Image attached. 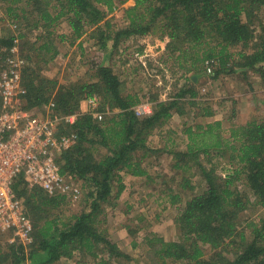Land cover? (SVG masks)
Listing matches in <instances>:
<instances>
[{
	"label": "trees",
	"instance_id": "obj_1",
	"mask_svg": "<svg viewBox=\"0 0 264 264\" xmlns=\"http://www.w3.org/2000/svg\"><path fill=\"white\" fill-rule=\"evenodd\" d=\"M5 1L9 3L6 14L15 23L24 22L28 16L35 14L32 27L48 29L65 18L74 41L89 28L98 35L104 48L107 41L112 40L113 47H116L123 38L144 36L158 27V31L170 39L166 46L168 49L181 53L183 45L190 46L196 50L197 64L206 60H214L215 66L218 63L219 69L215 74L233 56L231 49L239 47L237 56L243 61L241 68L258 69L261 77L264 76V24L258 22L264 0H134L133 6L125 8L127 26L109 34L108 28L104 29L107 12L127 0ZM103 7L107 8V12ZM51 8H54V13ZM22 37V34L18 36ZM16 40L15 36L0 39V47L5 49L7 58ZM55 54L53 52L50 58ZM4 63L0 64V70L6 68ZM20 71L27 109L42 110L51 100L50 92L53 91L55 115H76L72 125H63L59 130L60 134L75 133L77 137L75 145L61 154L58 163L61 174L75 175L88 189V202L83 212L63 221L53 211L67 202L65 197L50 196L39 187H29L19 176L12 189L22 201L31 221L32 242L23 246L16 242L8 243L6 236H1L0 264H56L63 258L69 259L74 252L97 258L95 264H110L108 258L129 260V256L108 238L106 230L100 226L101 204L111 197L115 183L116 195L124 189L120 172L148 177L136 153L153 152L147 146L148 136L153 130L166 126L174 113L183 115L181 105L185 102H180V99H185L188 94L191 100L187 103L194 105L196 102L192 98L196 93L192 87L182 89L172 100L157 101L149 116L138 118L132 107L138 104L140 98L136 94L123 95L119 78L107 66L95 68V82L90 80L58 87L48 80L35 82L23 67ZM192 71H199V66ZM92 96L101 98L98 109L103 113L101 120L79 111L80 103ZM107 103L118 112L105 115L101 108ZM211 127V124L203 128L197 126V130L203 129L201 132L207 134ZM184 132L189 145L184 152H173V157L177 159L174 169L181 168V159L193 157L198 160L199 154L220 151L218 138L211 143L204 140L196 143L194 137L201 132L192 128ZM229 138L238 143V147H231L236 153L230 157L236 163L235 167L221 184L217 183L212 170L198 164L205 189L187 199L176 216L177 241H165L154 234L145 238L150 264H264V212L258 221H250L244 229H240L239 215L250 202L233 186L235 180L244 181L255 199L254 204L264 209V121L232 128ZM95 145L106 150L99 159L92 155ZM185 186L186 182L182 188ZM189 189L193 190V187ZM172 192L170 204L176 205L181 198L178 194L172 195ZM205 248L212 252L208 257ZM228 248L232 252H228ZM96 252L107 255V258L98 257Z\"/></svg>",
	"mask_w": 264,
	"mask_h": 264
},
{
	"label": "rangeland",
	"instance_id": "obj_2",
	"mask_svg": "<svg viewBox=\"0 0 264 264\" xmlns=\"http://www.w3.org/2000/svg\"><path fill=\"white\" fill-rule=\"evenodd\" d=\"M133 1L127 0L123 5L116 4L111 12H107L105 7L102 8L107 12L104 24V29L108 28L107 34L127 26L125 8L133 6ZM8 4L7 1L0 0V39L17 37L14 46L16 53L13 57L23 61L21 67L27 70L35 82L48 80L55 82L56 87L81 84L90 80L95 82L93 77L95 68L107 66L119 78L123 95L136 94L140 98L138 104L132 107L133 111L140 103L153 107L157 101L172 100L182 89L188 87H192L196 93L192 98L196 102L194 105L187 103L191 100L188 94L185 99H180V102H185L183 106L181 105L183 115L177 116V113H174L166 126L153 130L148 136L147 146L153 149V152L136 153L142 167L147 170L148 177L130 179L125 172H120L124 189L116 195L115 183L111 197L101 204L98 217L100 226L106 230L108 238L130 258L129 260L108 258L110 264H150L145 238L154 234L165 241H177L179 232L174 223L176 216L187 199L205 189L206 184L198 164L212 170L218 179L217 183L222 184L226 175L236 165L230 157L236 154L231 147H238V143L229 138L230 130L248 122L264 121V76L261 77L258 69L241 68L240 64L243 61L237 56L239 47L231 49L233 56L215 74L219 69L218 63L210 72L206 71L205 62L197 64L196 50H192L190 46L183 45L181 53L168 49L166 46L170 39L162 35L158 27L144 36L123 38L116 47H113L112 40L107 41L104 48L98 35L89 28L81 38L74 41L65 18L59 19L48 29L34 28L32 24L36 20V15L32 14L26 21H20L19 25L7 16ZM51 12H55L54 8H51ZM258 22L264 24V9L258 13ZM21 34L23 37L18 38ZM43 45L49 51L42 48ZM53 52L56 54L50 58ZM7 57L5 49L0 47V64L6 61ZM197 66L199 71H192ZM50 94L51 100L40 111L46 115H55L52 102L54 92ZM96 97L98 102L94 106L83 100L79 111L98 112L101 98ZM101 109L108 116L118 112L111 109L108 103ZM216 122L219 123L218 126ZM207 124L212 125L209 133L203 134L201 132L203 129L197 130V126L203 128ZM187 128L201 132L198 137H194L196 143H202V140L211 143L218 138L221 148L219 152L210 150L208 155L199 154L198 160L193 157L181 159L179 162L181 168L174 169L173 164L177 159L173 157V152H184L189 145L188 136L184 132ZM95 146L92 155L99 159L106 150ZM185 182L187 186L182 188ZM190 186L193 190L189 189ZM233 186L250 202L239 215L240 229H244L248 222L258 221L264 209L254 204L255 199L244 181L235 180ZM170 191H173L172 195L178 194L181 198L180 203L170 204ZM87 192L88 189L80 182V197L74 201H67L53 211V214L66 221L83 212L88 202ZM246 235H249L248 231ZM228 252H232V249L228 248ZM211 253L205 248L206 257ZM99 256L107 258L103 253H99ZM96 262L97 258L74 252L69 259L63 258L56 264Z\"/></svg>",
	"mask_w": 264,
	"mask_h": 264
},
{
	"label": "built area",
	"instance_id": "obj_3",
	"mask_svg": "<svg viewBox=\"0 0 264 264\" xmlns=\"http://www.w3.org/2000/svg\"><path fill=\"white\" fill-rule=\"evenodd\" d=\"M15 50L14 46L9 50L6 68L0 70V237L5 235L8 243L27 246L32 242V224L12 185L22 176L29 187H39L50 196L59 195L67 201L80 197V181L75 175L61 174L58 163L77 137L75 133L60 134L59 130L72 125L76 115H46L25 107L20 77L23 61L13 57ZM214 63L206 60V71L210 72ZM87 99L91 106L98 102L96 96ZM151 108L140 103L135 115L147 117ZM89 114L96 120L103 117L99 112Z\"/></svg>",
	"mask_w": 264,
	"mask_h": 264
},
{
	"label": "crops",
	"instance_id": "obj_4",
	"mask_svg": "<svg viewBox=\"0 0 264 264\" xmlns=\"http://www.w3.org/2000/svg\"><path fill=\"white\" fill-rule=\"evenodd\" d=\"M173 118V117H172ZM145 171H147V170H145ZM127 176H129L130 177V179H142V177H136V176H132V175H130L129 173H125ZM147 174H148V172H147Z\"/></svg>",
	"mask_w": 264,
	"mask_h": 264
}]
</instances>
